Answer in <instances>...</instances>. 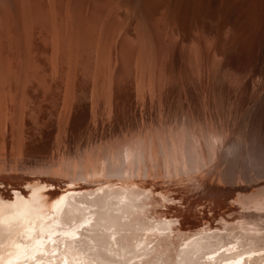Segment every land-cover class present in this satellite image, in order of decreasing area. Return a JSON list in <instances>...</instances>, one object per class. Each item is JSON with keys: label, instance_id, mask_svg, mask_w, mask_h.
Returning <instances> with one entry per match:
<instances>
[{"label": "bare ground", "instance_id": "1", "mask_svg": "<svg viewBox=\"0 0 264 264\" xmlns=\"http://www.w3.org/2000/svg\"><path fill=\"white\" fill-rule=\"evenodd\" d=\"M0 264H264V0H0Z\"/></svg>", "mask_w": 264, "mask_h": 264}, {"label": "rangeland", "instance_id": "2", "mask_svg": "<svg viewBox=\"0 0 264 264\" xmlns=\"http://www.w3.org/2000/svg\"><path fill=\"white\" fill-rule=\"evenodd\" d=\"M129 117H131V116H125V118H124L123 116L120 118V116H119L118 119H114V118H112V117H111V118H105L106 121L104 122V120H105V119H104L103 122L106 123V124H105V128H106V125H107V124H108L109 127L111 128L112 125H114V124H116V125H118V126H119V125L121 126L122 124L124 125V123H123L124 121H127V122H125V124H126V123H129V121H128V118H129ZM31 118H32V117H29V122H31V124H32V123H33V119H31ZM108 119H109V120H108ZM125 119H126V120H125ZM46 120H48V121L46 122ZM116 120H117V122H114V121H116ZM120 120H121V121H120ZM129 120H131V119L129 118ZM111 121H113V122H111ZM42 122L45 124V125H44V130H45L46 133L48 134V141H49V142H52V144H54V142H55V144H54L55 146L52 145L53 147L51 148V151L55 150V148H56L58 142L60 141L59 136H62L61 134H63V137H61V138L66 137V139H68V140H69L71 137L75 136L76 133L78 134V131H77V130H76L77 132L74 131V134H73V132H72V133H68V132L66 131V129L64 128V127H66V126L63 127V125H64L66 122H63V124L60 125L61 128H62V129H60V132H61L60 134H59V131H57L58 128H60V127L58 126L57 128H55V130H53V129H52V126H51V122H50L49 119H47V117L44 118V119L42 118ZM107 122H108V123H107ZM119 123H120V124H119ZM91 124L94 125L92 122H91ZM102 124H103V123H102ZM92 125H91V128H92V131H93V132H95V131H96V132H97V131H98V132L102 131V130H100V129H99V130H100V131H99L97 128H94V126L92 127ZM103 125H104V124H103ZM108 125H107V126H108ZM109 127H107V128L109 129ZM93 128H94V130H93ZM55 131H57L58 133H56ZM28 132H29V134H27V137H28V139L31 141V140L33 139V137H32L31 134H33V133H31V131H28ZM64 132H65L66 134L68 133L67 136L65 135ZM75 132H76V133H75ZM49 133H50V134H49ZM57 134H59V136H58L59 140H58V141H57V139H58V138H57ZM77 134H76V136H77ZM69 135H70L71 137H70ZM52 136H53V137H52ZM76 136H75V137H76ZM75 137H73V138H75ZM50 138H51V139H50ZM49 139L52 140V141H50ZM54 139H55V141H54ZM53 141H54V142H53ZM49 144H50V143H49ZM50 145H51V144H50ZM65 145H68V143H67V144L64 143V144L61 145V146H62V147H61L62 150L67 149L68 146H69V145H68V146H66V148H65ZM177 202H178V201H177ZM202 207H203V205H202ZM202 207H199V208H201V209H200V212H199V214H200L199 216H201L202 218H206V217L208 216V214L206 215V214L203 212V209H204V208L202 209ZM201 210H202V211H201ZM203 213H204V214H203ZM202 214H203V216H202ZM184 216H185L186 218H185ZM199 216H198V215H195V214H194V215H191V214H188V215H187L186 213H183V215L181 216V222H182L184 225H192V224H194V223H196V222L198 221V217H199ZM188 217H190L189 220H188ZM192 217H195L194 219H196V220H194ZM182 220H183V221H182Z\"/></svg>", "mask_w": 264, "mask_h": 264}]
</instances>
